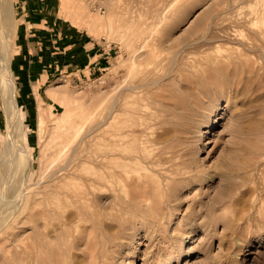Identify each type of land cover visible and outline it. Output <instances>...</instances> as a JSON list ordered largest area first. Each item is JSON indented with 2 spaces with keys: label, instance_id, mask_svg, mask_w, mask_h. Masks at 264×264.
<instances>
[{
  "label": "rangeland",
  "instance_id": "rangeland-1",
  "mask_svg": "<svg viewBox=\"0 0 264 264\" xmlns=\"http://www.w3.org/2000/svg\"><path fill=\"white\" fill-rule=\"evenodd\" d=\"M12 1L14 27L6 53L10 56L13 93L21 125L17 145L25 148L29 165L24 184L27 187L25 210L16 213L11 223L7 222L6 234L0 236V264H38L33 242L37 235L35 227L42 218L41 214L35 215V211L38 213L43 207L44 203L40 206L38 201L44 195L41 192L43 184L37 185L36 181L46 180L63 162V156L70 153V150L64 151L61 160L54 162L56 142L50 137L62 129L58 123L73 120V132L79 129L80 134L85 135L104 119L117 96L113 120L101 123L96 133L105 130L128 132L130 135L121 145L125 155L135 153L147 160L151 153L162 151L167 156L176 151L173 156L177 161L191 164L197 175L214 174L212 179L199 181L196 187L185 177L176 176L169 189L160 193L161 200L153 203L154 207H160L162 223L147 222L144 226H133L120 218V207L111 198L115 196L116 202L123 199V187L128 181L119 178V184L104 190L100 204L93 207L101 211V221L104 219L103 228H98L102 240H99L94 257L84 244L89 233L85 227L87 222L84 219L72 221L66 227L72 235L64 245L70 247L65 264H150L158 258L157 264H163L169 257H172L171 264H264V50L262 53L253 48L248 52L251 32L243 27L236 31L230 29L234 24L232 20L247 18H254V27H264V0H52L50 6L56 8L61 1L62 12L78 25L94 34L102 30L99 36L104 42L108 62L105 68L89 76L76 79L66 76L37 87L30 80H23L15 70L18 8L16 0ZM210 19L222 21L220 28L225 29L223 32L217 29L220 36L209 42L200 37ZM160 20L162 24L157 25ZM240 53L248 58V64L254 69L238 66L243 74L238 69L236 78L248 77L237 96L226 88L225 82L232 77H226V71L233 67L232 62L234 64L232 58ZM132 59L136 61L134 65ZM257 65L263 68L256 70ZM161 74L163 77L168 74L165 81L161 79L153 86L136 88L140 93L126 89L128 85L144 83L153 76L160 79ZM201 96L206 102L199 115L192 117L189 108L193 100ZM210 112L215 124L203 129L199 143L195 141L196 133L188 139V129L194 123L200 125L202 119L207 120L206 114ZM182 131H187L186 135ZM7 134L8 121L0 90V161ZM101 143L97 137L86 145L99 148ZM143 166L140 161L122 159L114 169L118 172L128 169V174H132ZM88 168L87 163L79 164L76 176H87ZM53 195L49 192L46 197L56 200ZM59 198L65 203L61 204L66 216L76 209L62 196ZM59 217L57 222L64 219ZM48 218L50 230L57 222L56 218ZM94 233L97 235V229ZM25 236L30 238L25 239ZM25 242L34 244L30 255ZM176 249L182 251L178 261L171 254Z\"/></svg>",
  "mask_w": 264,
  "mask_h": 264
},
{
  "label": "bare ground",
  "instance_id": "bare-ground-1",
  "mask_svg": "<svg viewBox=\"0 0 264 264\" xmlns=\"http://www.w3.org/2000/svg\"><path fill=\"white\" fill-rule=\"evenodd\" d=\"M13 14H14L13 13V1L12 0H0V90L2 93L4 110H5L7 121H8V134L6 137L4 149L1 153V161H0V165H1L0 236L4 234L6 232V229L8 228L7 222L11 223L16 218L14 217L16 213H18L19 211L25 210V206L23 205L26 200V195H27L26 188L27 187H25L24 184H25V175L28 171V165H29L28 160H27L28 155L26 153L25 148H20L17 145L18 138L20 137L21 125H20V120L18 117L17 102H16V99L13 93L14 84H13V79H12V75L10 72V61H9L10 56H8V54L6 53L8 52V49H9L8 42H10L11 40V36H12L11 34H12L13 27H14ZM219 20H223V19H219ZM209 21L210 22L204 25L205 32L202 34L200 38H202L205 41H209V42L216 41L218 39V36H220L218 35V32H216V30L219 29V31L221 30L220 32H223L225 28L224 29L220 28L222 21L220 22V21H217L216 19L214 21L210 19ZM232 22L234 24L233 26H230L231 27L230 29L236 31V29L243 27L251 32L250 39L252 42L251 44H247L248 52L252 51L253 48L256 50H259V52H262L264 50V27L262 28L254 27V23L256 22L254 18H247L242 21H235L234 19V21L232 20ZM156 24L157 25L162 24V20L158 21ZM169 27L171 26L169 25ZM228 27L229 25L226 28ZM208 30L212 32L209 33ZM224 33L226 34V32ZM6 38L8 41L5 40ZM243 47L246 48L245 46ZM139 55L141 58L142 55L141 54ZM243 55L244 54L240 53L236 58H232L234 60V64L233 62L231 64L233 67L229 69L228 71H226L225 69V71L227 72L226 77L232 76L231 79L225 82L226 83L225 86L226 88L229 87L236 94L237 93L239 94V92L242 91L241 89V87L243 86L242 84L247 82V77H248L247 76L244 79L242 76H238V78H236L238 74V69H239L238 66H240L242 69H244L245 66H247L248 69H251V70L254 69L252 68L251 65L248 64V58ZM135 62L136 61H133L132 65H134ZM116 66H119V65H116ZM260 68L261 67L258 66L256 70H259ZM240 73L243 74L242 70H240ZM163 75L161 74L159 76L160 79L158 78V76L157 78L156 76L155 77L153 76V78L151 79L149 78V80H145L144 83L134 84L130 86L128 85L126 89H128V91L132 93H140L136 91L135 89L138 87H143V86L144 87L153 86L154 84H157L158 82L164 80L168 76V74L167 75L165 74L166 75L165 77H163ZM258 75L256 76V78L258 77ZM145 76H147V74ZM200 84L201 86L203 85L202 83ZM199 90H198V93H199ZM207 90L209 91L210 89H207ZM202 96L200 98L197 97L195 99L192 97V99L194 100L192 102L191 108H189L190 114H191L190 116L197 117V115H199L201 106L203 107V105L206 102V99H203ZM172 98H173L172 100L174 101V97ZM166 99H168V97ZM169 100H171V98H169ZM117 103H118V96L114 99L113 103L109 106L108 110L105 112L106 114L104 115L105 116L104 119H102V121H100V123H98L95 127H92L91 131L90 132L88 131L87 134L81 135L79 132V129L73 132V120L65 119L64 123H61V122L58 123V125L60 126L62 125V129H60L54 137H50L51 141L56 142L55 150L53 154L54 162L61 160L60 158L62 157L64 151L70 150V153H67L66 156H63L65 157L63 158L64 159L63 162L60 164L58 168L54 169L50 173V175H47V177L48 176L49 177L46 180L42 179L43 181L41 180L39 181L38 179L36 181L37 185L39 183L43 184L41 192L44 195L38 201V205L40 206L41 204L44 203L43 207H40L38 213H36L35 211V215L41 214L39 216H41L42 218L41 221H40V218H36L37 220L39 219L40 222L39 224H38V221L36 222L38 224L35 227L37 235L33 242L36 244V248H37L38 264H65L66 263L65 256L70 247L67 248L64 245L66 244V242H68V240H70V237L72 235L71 232H69L66 227L68 224H71L70 222L72 221L76 222V221H80L83 219L87 222L86 223L87 226H85L86 229L89 230L88 238L85 240L84 244L88 248H90L91 256L94 257L95 252L97 251V245L99 243V240H102L101 239L102 236L99 233L98 228L101 226V222L104 220L102 219L101 221V215H102L101 211L95 210L94 208L97 204H100L102 197H103L100 195L103 193V191L117 186L119 184V181H118L119 178H121L120 180L125 179L126 181H128V184H126L125 187H123L124 188L123 199H120L116 202L117 198L115 196H113V198H111L112 196L111 197L109 195L108 196L111 198V200L115 204H117L120 207V218L121 219L129 221L131 225L133 226H136V225L144 226L147 222L154 223L155 225H159L162 223L163 217L161 213L158 212V208L160 207L159 206L154 207L153 203H155L158 200H161L162 197L160 193H163L164 191H167L169 189V187L171 186V183L174 181V178L176 176H179L181 179L185 177L187 179V180L185 179L187 182L195 183L194 185H192L194 187H196V185L199 184V181L205 180L207 178L212 179L213 177L214 173L212 174L208 172H206L207 174L202 173L203 176L197 175V173L194 172L195 167L193 168L191 164L185 165L186 163L184 161H177V158L173 156L176 151L174 152V154L172 152V155H167V156L165 155L166 153L163 154L162 151L158 153H151V155L149 154V158H147V160H143L138 154H135V153L126 154V155L123 154L121 150V145L123 144V139L126 136L130 135L128 134V132H125L122 130H117L114 132L110 130H105L104 132H100L99 134L96 133L101 123L102 124L105 122L108 123L109 121L113 120V119L111 120V118L114 117V113L117 110V106H118ZM168 103L169 101L167 102V104ZM171 104H172L171 105L172 107L173 102ZM184 109L187 110L188 107L184 106ZM186 114L187 113H185V115ZM211 115H212L211 112L207 113L206 114L207 120L202 119V122L200 125H195L196 123H194V125L192 124L193 126H191V124L188 123L187 125V123H185L188 127L189 125L191 126L188 129V132L190 133V135L188 134L186 135L187 131L185 132L182 131V132L185 133L184 135L189 136L188 139H190L191 134L193 135V133H196L195 141L199 143L201 136H203V132H204L203 129L206 126L210 127L215 124V123H212ZM41 127H43L42 123H41ZM182 132H181V135H183ZM97 137H99L102 140L101 146L99 148H93V147H90L89 145H86L87 141L95 140V138ZM171 142H170V145H171ZM59 145L61 146L59 147ZM122 159L130 160V161H140L143 163L144 166L142 167V169L135 170V172H133L132 174L131 173L128 174V172H130L128 169L127 170L122 169L119 172L117 170L115 171L114 167L116 163L120 162V160ZM86 163L89 166L88 175L85 177L76 176L75 170L77 169L79 164L84 165ZM252 166H253V169H256L255 165H252ZM61 175H66L67 177H65V179H62L63 177H60ZM242 178L243 180L245 179L244 176ZM70 179H74V181H70ZM236 185L237 183H235V187ZM49 192H51V194H54L53 196H56L55 198L56 200H51V199L49 200L46 197V194L48 196ZM59 196H62L63 198L66 199L68 203H72L76 206V209L74 211L71 210L70 212H68L69 213L68 216H66L67 214L64 212V209H62L64 207H62L63 205L61 203L63 204L65 203L61 201L63 199L60 200ZM219 203H221V201ZM249 205L251 207L253 206L251 202H249ZM91 208H93V210ZM48 216H51L52 219L56 218L55 221L57 220V217L59 216L60 217L58 219H61L63 217L64 219L60 220L59 222L56 221L57 224L55 225V227L49 230L47 227L48 220L50 221ZM22 219H24V217ZM55 221L53 224H55ZM95 229H97L98 231L97 235L94 233ZM109 229L110 228H108V230ZM25 237H24L25 239L30 238V236H25ZM131 240H135V239L132 238ZM26 247L28 248L26 249V252L27 254L30 255V253H32L33 251L31 249L34 247V244H30V245L26 244ZM171 254H174L173 258L176 261H178L179 260L178 258L182 254V251L180 249H176V250L171 251ZM150 257H152V255ZM171 258L172 257H169L167 259L165 258L163 264H171ZM133 260L134 258H131L130 262H133ZM159 260H160L159 258L157 259V261L152 260L150 264H157ZM86 264H90V263H86Z\"/></svg>",
  "mask_w": 264,
  "mask_h": 264
},
{
  "label": "crops",
  "instance_id": "crops-1",
  "mask_svg": "<svg viewBox=\"0 0 264 264\" xmlns=\"http://www.w3.org/2000/svg\"><path fill=\"white\" fill-rule=\"evenodd\" d=\"M18 24L14 38V66L34 87L63 77L89 76L108 62L98 34L62 12L61 1L16 0ZM12 37V36H11Z\"/></svg>",
  "mask_w": 264,
  "mask_h": 264
}]
</instances>
